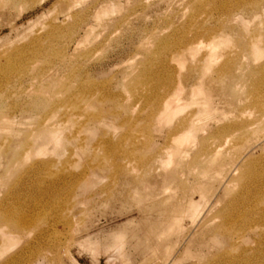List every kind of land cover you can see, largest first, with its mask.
Instances as JSON below:
<instances>
[{"label":"rangeland","instance_id":"1","mask_svg":"<svg viewBox=\"0 0 264 264\" xmlns=\"http://www.w3.org/2000/svg\"><path fill=\"white\" fill-rule=\"evenodd\" d=\"M249 2L0 0V264H264Z\"/></svg>","mask_w":264,"mask_h":264},{"label":"bare ground","instance_id":"2","mask_svg":"<svg viewBox=\"0 0 264 264\" xmlns=\"http://www.w3.org/2000/svg\"><path fill=\"white\" fill-rule=\"evenodd\" d=\"M90 1V0H89ZM255 0H251V2H249L250 4H253L255 3L254 2ZM96 3V2H95ZM248 4V3H247ZM247 4H244V5H247ZM72 7V6H71ZM85 12V11H84ZM72 14V13H71ZM79 16V15H78ZM85 16V15H84ZM68 17V16H67ZM80 17V16H79ZM87 17V16H86ZM81 19V18H79ZM85 19V17L83 18V20ZM82 20V21H83ZM77 22V21H76ZM86 22V21H85ZM83 22V23H85ZM79 23V22H78ZM81 24V23H80ZM89 25V24H88ZM93 25V24H92ZM91 25V26H92ZM76 26V25H75ZM60 28V27H59ZM58 28L59 31H61L60 29ZM57 30V28H56ZM64 29H62L63 31ZM78 30V28H77ZM76 30V31H77ZM56 34V33H55ZM54 35V33L52 34ZM51 35V36H52ZM65 36V35H63ZM50 38V37H49ZM54 38V37H52ZM81 38V36H80ZM53 41V40H51ZM77 41V40H76ZM35 42V41H34ZM196 207V206H195ZM4 209V208H3ZM12 210V209H11ZM10 210V211H11ZM9 211V210H8ZM232 211V209L230 210ZM231 215V212H229L228 210H225V211H222L221 212V217H226V216H230ZM22 216V215H21ZM192 216V214L190 215ZM24 217V216H23ZM0 218L2 220H4L5 222H7V224H9L10 228L12 229L13 232H17V233H21V232H24V229L27 228V227H30L32 226V224H28L27 222H22V221H19L17 220V218L15 217V215L11 216L9 214V212H6V213H2V215L0 216ZM22 219V218H21ZM29 219H27L28 221ZM234 225L232 224L231 222V219L230 218H226V221L223 222V223H218L214 226H210V227H207V233H210L212 234V236H223L225 238V236L227 237L226 239L232 243L231 245H236V242L234 241V237L236 235V233L234 232Z\"/></svg>","mask_w":264,"mask_h":264}]
</instances>
